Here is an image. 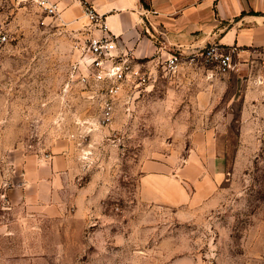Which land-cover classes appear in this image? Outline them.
<instances>
[{
	"label": "rangeland",
	"instance_id": "1",
	"mask_svg": "<svg viewBox=\"0 0 264 264\" xmlns=\"http://www.w3.org/2000/svg\"><path fill=\"white\" fill-rule=\"evenodd\" d=\"M1 24L9 39L0 46V228L12 229L23 212L8 211V192L27 156L69 146L76 171L61 196L69 202L83 189L88 195L81 208L69 204L61 220L34 221L41 229L30 238L37 261L21 260L23 235H1L0 264H264V54L227 78L211 77L230 85L220 95L223 106L212 110L219 124L170 122L182 110L165 105L167 87L190 79L176 77L179 68L184 74L201 68L183 59L174 74L151 61L155 81L148 91L135 94L130 106L120 102L114 121L103 127L97 99L74 75L85 27L26 2L5 7ZM192 127L213 128L230 166L218 206L185 220L176 209L143 203L138 190L141 162L188 149ZM71 181L75 188L67 187Z\"/></svg>",
	"mask_w": 264,
	"mask_h": 264
},
{
	"label": "crops",
	"instance_id": "2",
	"mask_svg": "<svg viewBox=\"0 0 264 264\" xmlns=\"http://www.w3.org/2000/svg\"><path fill=\"white\" fill-rule=\"evenodd\" d=\"M53 1L58 4L60 17L73 27L84 28L89 24L84 6H92L103 16L109 32L119 39L121 50L138 60L152 57L150 61L161 62L174 52L181 54V60L199 63L202 69L196 70L197 73L193 70L192 74H184L178 69L176 77L190 78L181 80V87H167L165 105L182 110L170 121L175 120L176 124L220 123L217 120L220 114L212 110L223 106L220 95L226 94L230 85L228 80L215 83L211 77L227 78L231 70L228 74L221 73L202 64L206 47L215 45L234 51V71L242 68L243 61L264 54V0H145V6L141 0ZM5 6L9 8L14 3L7 1ZM196 76L198 79L194 80ZM180 95H186L185 99ZM212 129L192 127L188 149L141 162L138 193L143 203L176 209L185 220L218 206L230 165L220 152ZM75 171V154L69 146L58 153L24 159L21 178L8 192L11 207L7 208L8 211L24 208L23 212L14 219L12 229L8 230L5 224L6 230L0 228V236L7 239L24 236L21 260L41 259L30 240L32 235L41 234L34 221L61 220L67 216L69 204L75 203L80 208L85 205L88 192L84 189L73 194L69 202L61 196ZM72 182L67 187L75 188ZM2 252L0 246V255Z\"/></svg>",
	"mask_w": 264,
	"mask_h": 264
},
{
	"label": "built area",
	"instance_id": "3",
	"mask_svg": "<svg viewBox=\"0 0 264 264\" xmlns=\"http://www.w3.org/2000/svg\"><path fill=\"white\" fill-rule=\"evenodd\" d=\"M7 1L14 4L30 3L48 16H60L58 4L53 0H0V46L5 45L9 39L1 24ZM84 13L89 24L85 27L84 49L75 66L74 75L89 90L90 99H97L100 107L99 123L104 127L114 121L120 102L130 106L135 94L150 84L151 61L138 60L129 52L121 50L119 39L109 32L103 16L92 6L85 5ZM221 49L215 45L206 47L202 53V64H211L219 72L227 73L234 67V51L225 53ZM159 63L164 66L165 72L174 74L181 63V54L171 53Z\"/></svg>",
	"mask_w": 264,
	"mask_h": 264
},
{
	"label": "trees",
	"instance_id": "4",
	"mask_svg": "<svg viewBox=\"0 0 264 264\" xmlns=\"http://www.w3.org/2000/svg\"><path fill=\"white\" fill-rule=\"evenodd\" d=\"M142 1V3L144 4V6H145V0H141Z\"/></svg>",
	"mask_w": 264,
	"mask_h": 264
},
{
	"label": "water",
	"instance_id": "5",
	"mask_svg": "<svg viewBox=\"0 0 264 264\" xmlns=\"http://www.w3.org/2000/svg\"><path fill=\"white\" fill-rule=\"evenodd\" d=\"M118 44H119V42H118Z\"/></svg>",
	"mask_w": 264,
	"mask_h": 264
}]
</instances>
